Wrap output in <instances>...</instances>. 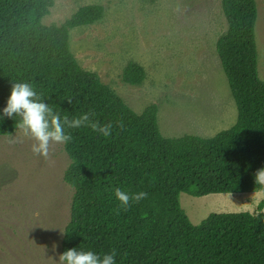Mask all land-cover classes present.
Instances as JSON below:
<instances>
[{
    "label": "trees",
    "instance_id": "trees-1",
    "mask_svg": "<svg viewBox=\"0 0 264 264\" xmlns=\"http://www.w3.org/2000/svg\"><path fill=\"white\" fill-rule=\"evenodd\" d=\"M55 1L0 0V115L11 84L27 81L61 117L94 113L92 120L113 125L107 138L90 127L66 129L72 140L65 144L71 163L64 179L75 194L62 253L77 248L103 256L114 249L116 264H264V198L255 212H214L199 225L179 200L182 192L204 196L264 187L255 181L264 170L257 0H222L229 27L217 50L238 116L209 137L165 136L156 103L139 113L83 68L71 51L70 31L102 19L105 7L86 4L60 25L44 24ZM145 75L131 60L122 78L136 85ZM16 130L13 120H0V134ZM116 188L148 196L118 211Z\"/></svg>",
    "mask_w": 264,
    "mask_h": 264
},
{
    "label": "rangeland",
    "instance_id": "rangeland-1",
    "mask_svg": "<svg viewBox=\"0 0 264 264\" xmlns=\"http://www.w3.org/2000/svg\"><path fill=\"white\" fill-rule=\"evenodd\" d=\"M102 4V19L70 31L80 65L96 72L135 111L156 103L168 137L214 135L231 127L238 109L217 42L229 24L222 0H56L44 24H62L81 6ZM258 72L264 80V0H257ZM146 71L140 84L126 83L129 61ZM0 134V264H59L75 188L64 179L71 158L65 144L50 147V160L31 151V140L9 144ZM264 186V183H263ZM263 189L179 200L194 225L211 213L255 212Z\"/></svg>",
    "mask_w": 264,
    "mask_h": 264
},
{
    "label": "clouds",
    "instance_id": "clouds-1",
    "mask_svg": "<svg viewBox=\"0 0 264 264\" xmlns=\"http://www.w3.org/2000/svg\"><path fill=\"white\" fill-rule=\"evenodd\" d=\"M69 104L71 97L64 98ZM94 113H84L78 117L69 118L68 115L61 117L60 113L45 101V98L35 90L33 84L27 81H18L11 84L10 95L6 106L2 109L0 120L5 118L14 121L15 129L18 131L8 140L9 144L22 143L25 138L31 140V151L36 156H41L45 161L50 160V147L54 144H66L72 140L66 129H79L90 127L94 132L107 138L112 134L111 123L101 125L91 119ZM19 117L18 120L15 118ZM123 127V124H120ZM255 181L264 183V170H258ZM115 197L120 202L119 210L127 211L132 203H138L147 198L148 193H126L120 188L115 189ZM60 230L61 235L65 231ZM59 264H116V251L98 255L92 251H78L77 248L66 249L58 254Z\"/></svg>",
    "mask_w": 264,
    "mask_h": 264
}]
</instances>
